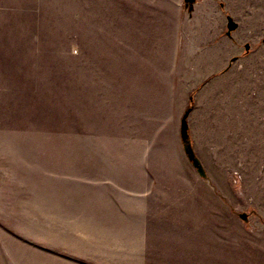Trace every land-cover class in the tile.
I'll use <instances>...</instances> for the list:
<instances>
[{
  "label": "rangeland",
  "instance_id": "obj_1",
  "mask_svg": "<svg viewBox=\"0 0 264 264\" xmlns=\"http://www.w3.org/2000/svg\"><path fill=\"white\" fill-rule=\"evenodd\" d=\"M14 1L0 0V264H120L119 185L148 177L151 205L213 213L209 261L216 240L226 254L263 239L264 2H235L237 50L212 59L191 53L187 2ZM188 106L206 178L174 150Z\"/></svg>",
  "mask_w": 264,
  "mask_h": 264
},
{
  "label": "crops",
  "instance_id": "obj_2",
  "mask_svg": "<svg viewBox=\"0 0 264 264\" xmlns=\"http://www.w3.org/2000/svg\"><path fill=\"white\" fill-rule=\"evenodd\" d=\"M177 2L189 4L190 11L188 15L186 14V18L194 29V33L190 36L192 41L190 44L193 48L191 53L211 56L213 59L214 55L223 54L224 47H227L228 55H232L237 50L231 38L234 32L238 31L239 14H248V12L237 9L235 2H264V0H177ZM260 5V3L259 5L250 4L249 7L253 8L250 14H259L257 7ZM261 6L263 11L260 13L263 15L264 22V3ZM227 15H230L237 24L230 35L225 33ZM236 58L235 55L230 57L224 69L229 67ZM222 61L223 59L220 63ZM222 64H225V61ZM180 143L182 142L178 131L174 150L182 161L185 153L183 146L181 150ZM145 182L143 187L131 194L127 193V186L119 185L120 195L117 207L120 225L118 246L120 264H264V236H261L263 239L248 237L236 240L232 238L230 242L237 247L232 246L231 252L226 254L224 245L220 240H216L215 260L209 261L205 231L209 222L208 215L213 214L209 212V208L206 206L155 207L151 205L150 198L152 179L148 177ZM228 210L233 211L232 208ZM240 212H237V216ZM246 214V220H242L243 227L247 224L263 227L262 220L258 221L254 213L246 212Z\"/></svg>",
  "mask_w": 264,
  "mask_h": 264
},
{
  "label": "water",
  "instance_id": "obj_3",
  "mask_svg": "<svg viewBox=\"0 0 264 264\" xmlns=\"http://www.w3.org/2000/svg\"><path fill=\"white\" fill-rule=\"evenodd\" d=\"M226 19L227 21H226V32L225 33L226 35H230V32L233 29H235L237 24L230 15H227ZM244 48L245 49L248 48L247 43L244 44ZM190 110H191V106H188L187 108H185L180 118L179 132H180V138H181V142L183 146V151L186 155V158L191 163V165L196 169L199 176H201L202 178H206V171L199 157L196 155L192 147L190 138H189L187 116ZM238 215L242 220H246L247 218L246 212H240Z\"/></svg>",
  "mask_w": 264,
  "mask_h": 264
},
{
  "label": "trees",
  "instance_id": "obj_4",
  "mask_svg": "<svg viewBox=\"0 0 264 264\" xmlns=\"http://www.w3.org/2000/svg\"><path fill=\"white\" fill-rule=\"evenodd\" d=\"M190 101H191V99H190Z\"/></svg>",
  "mask_w": 264,
  "mask_h": 264
}]
</instances>
